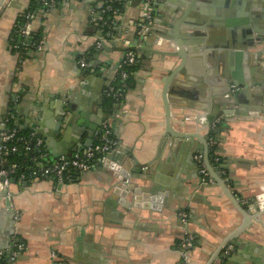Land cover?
Returning a JSON list of instances; mask_svg holds the SVG:
<instances>
[{
    "label": "crops",
    "instance_id": "obj_1",
    "mask_svg": "<svg viewBox=\"0 0 264 264\" xmlns=\"http://www.w3.org/2000/svg\"><path fill=\"white\" fill-rule=\"evenodd\" d=\"M99 1L63 0L56 9L37 13L32 31L39 32L43 47L29 48L27 56L20 59L10 51L8 37L29 0H12L0 20V113L14 110L16 124L22 129L37 131L45 139L53 158L78 149L77 144L83 148L91 145L107 123L116 143L111 159L115 154L125 156L124 168L130 171L135 161L147 165L156 156L166 124L162 98L164 79L167 71L179 61L159 55H153L149 61L148 53H138L141 67L135 72L124 101L115 110L107 111L99 104V96L103 97L115 80L114 67L122 54L100 52L88 59V50L100 42L90 29L98 28L93 20L99 17ZM214 1L213 9L207 10L220 22L240 23L249 19L253 31L255 25L263 27L264 0ZM190 2L166 0L159 4L155 19L161 21L153 23L139 47L176 51L177 41L185 36L187 26L176 28V22L165 20L164 11H178V19L187 13ZM134 3L135 0H125L123 11L115 18L112 35L106 36L112 46L138 47L136 24L142 4ZM206 6L201 0L196 2L195 10L187 19L195 20L197 14L206 11ZM211 28L214 29L204 31L205 43L196 47L204 55L198 62L197 77L191 76L195 83L177 79L171 85L168 100L174 130L201 131L208 121L207 108L214 103L212 95L224 94L233 74L245 84L256 78L255 82L262 83L259 89L264 88V64H258V56L264 60V43L253 50L248 45L252 40L244 38L241 28L238 27L235 34L237 41L225 25L215 24ZM255 36L252 33V38ZM209 37L214 41L210 42L211 51L206 47ZM223 45L226 50L222 49ZM212 52L229 55H208ZM235 54H241L240 59ZM82 60L91 65L90 73L85 76ZM63 99L69 112L58 133L56 109ZM43 109L45 118L39 126L36 110ZM220 110L217 107L215 112ZM28 117L33 118L29 126L26 125ZM99 120L102 124L98 126ZM84 122L95 130L88 129L80 136ZM218 137L222 170L234 173L233 192L243 205L259 200L264 206V116L240 118ZM201 151L202 145L197 140L172 142L168 138L159 159L128 179L127 184L152 193H167L165 205L156 214L152 208H137L133 203L126 208L132 196L122 198L123 191H119L122 184L109 169L86 172L66 185L42 179L25 185L12 184L9 197L18 216L14 236L25 245L16 264H179L183 257L180 242L186 230L180 222L182 213L189 215L187 228L199 242L197 248L188 253L190 264H208L222 242L241 225L242 217L220 188L201 185L194 161ZM2 211L0 204V220ZM252 211L255 212V208ZM214 264H264V214L231 241Z\"/></svg>",
    "mask_w": 264,
    "mask_h": 264
},
{
    "label": "water",
    "instance_id": "obj_2",
    "mask_svg": "<svg viewBox=\"0 0 264 264\" xmlns=\"http://www.w3.org/2000/svg\"><path fill=\"white\" fill-rule=\"evenodd\" d=\"M200 0H191L187 10L186 14H183L178 19L176 18L179 14L178 11H164L165 12V20H172L174 23L176 22V28H179L181 25H186L187 29L185 30L186 34L184 37H181L180 40L177 41L178 49L174 52H164V51H155L152 49L144 48V47H127V48H120L117 46H112L111 43H108L106 41L105 34L98 30L97 27L90 28L92 32L96 33L99 41L101 43V49L100 52H104L105 54H112L114 52L121 53V59L117 63V65L114 67V70H117L118 67L123 63L125 56L128 52H144L148 53L149 55L146 56L147 60H151L153 55H159L162 58H176L179 63L172 69L167 71L168 76L164 79V88L162 92V98L164 103V109H165V118H166V124H165V131L163 133V136L161 138V141L159 143L156 156L154 160L147 164L142 165L135 161L134 167L129 171L126 168H124V164L126 163L127 159H125V156L120 154H115V158L110 159L109 162L100 167V169H109L115 172V178L120 182L121 189L119 191L122 192V198L126 199L129 195L132 196V201L129 203L127 202L126 208H130L133 205H135L137 208L142 209H149L152 208L154 211L153 214L158 211L161 212L163 206L165 205V199L167 197V193L164 191H158L156 193H152L151 191L144 190V188H139V186L135 184H127L126 181L131 178L135 177L136 173H138L139 169H147L151 167L160 157L161 154V148L163 144L166 142L168 138L171 139L172 142L176 140H197L202 145L203 155H204V161L205 166L210 174V178L212 183L203 184L202 180H200L201 185L205 187L209 186H216L220 188L222 191V194L224 197H226L232 206L235 208V210L240 214L242 217V223L241 225L236 228L219 246V248L216 250V252L213 254V256L210 258L208 264H214L215 260L218 257L222 256L223 251L225 248L230 244L231 241L236 239L238 236L243 234L246 230L250 228L253 222L258 221L261 216L264 214V206L262 203H260L259 200L257 202H252L248 205H243L242 200L238 199L236 194L232 190L233 181L232 176L233 172H228V175L226 177L221 176L222 174L217 172L211 165L210 159H209V147H208V141L210 138V134L213 133L214 135L220 136L222 133L228 132L231 129V125L234 124L237 120H240V118L245 117H262L264 116V88L262 87V83L258 84L256 81V78H254V81L250 84H245L241 78L238 77V75L233 74V80L229 83L228 90L222 94L221 96L212 95V100L214 103L210 104V107H208L209 111V117L208 121L203 124V129L201 131H196L193 133L184 132V131H177L174 130L172 127V115H171V108H170V102L168 100V97L170 95L171 91V85L172 83L180 79L186 83H195L192 77H197V67L198 62L200 58L204 55L200 50H198L196 47H200L205 43V39L207 34H205V30L211 31L212 26L215 24L217 25H225L227 31H229L230 35H234L235 41H237V37L235 34H237V28H241L243 31V36L246 40L251 41L248 42V45L250 48L254 50V48L257 45H263L264 43V27L260 29V25H255V31L250 29V20H242L240 23L235 21H226L220 22L218 18L211 17L208 10L213 9L214 4L216 1L214 0H201L204 3H206V11L202 14H197L195 20L190 21L187 19L189 13L193 10H195L194 4ZM12 0H0V20L4 16L6 10L8 9L10 3ZM88 3H92L89 1ZM141 0H135L134 5L140 4ZM159 6V5H158ZM166 9V6L164 7ZM208 9V10H207ZM210 11V10H209ZM215 12V11H212ZM217 16H219L217 14ZM160 22V18H156L153 23ZM264 24V19H263ZM234 29V30H233ZM251 33H255L256 36L251 39V37H248ZM229 35V37H230ZM199 37V38H198ZM34 39L32 38V41ZM208 44L207 48L208 50L211 49V43L214 42L211 37L208 38ZM226 47L223 45L222 49H225ZM217 48H215L216 50ZM214 52L208 54L213 56H228L229 54H226L223 52L222 54H213ZM151 54V55H150ZM231 55V54H230ZM249 55V54H248ZM255 56L257 54H254ZM262 55V54H261ZM237 59L241 57V54H235ZM98 55L96 56V58ZM258 64H264V60L262 57L260 58L258 56ZM91 65H88L87 67L82 69V74L88 75L90 73ZM209 70H206V73H208ZM190 76H189V75ZM264 84V81H263ZM213 86V85H212ZM259 89V90H258ZM66 102V100L63 99L62 103L57 104V112H58V133H61V129L63 126V122L65 120V116L69 112V109L65 107L63 104ZM99 104H103V97L99 96ZM219 107L221 110L219 112H215V109ZM41 108V106H40ZM39 114V117L37 118V121L39 126H41L42 118H45L46 111L43 110H36ZM5 113V112H4ZM4 119L0 118V133L4 130L3 126ZM35 121V120H34ZM33 122V118L28 117L26 121V125L29 126L30 123ZM102 124V121H98V126ZM95 130V127H91L90 125H87L86 122H84V130L81 131V135L83 136L85 133H87V130ZM208 131V134L204 135L203 132ZM78 138V142H79ZM223 141V140H222ZM87 146V145H86ZM78 149L73 150L72 152H66L60 156H67L72 157L75 154H78L82 150V145L77 144ZM56 157V158H57ZM225 168V167H224ZM16 181L13 180L12 184H15ZM10 194L9 189L0 190V204L3 205V211L1 212V220H0V254L7 251V255H10L11 247L13 245V237L15 235V228H16V220H15V212L12 209V202L10 200ZM253 206V207H252ZM255 208V212L252 210ZM181 222V220H180ZM183 240V239H182ZM197 248V246L192 249L193 251Z\"/></svg>",
    "mask_w": 264,
    "mask_h": 264
},
{
    "label": "built area",
    "instance_id": "obj_3",
    "mask_svg": "<svg viewBox=\"0 0 264 264\" xmlns=\"http://www.w3.org/2000/svg\"><path fill=\"white\" fill-rule=\"evenodd\" d=\"M43 10L50 11L56 9L61 3V0H34ZM88 1V0H79ZM166 0H141L142 11L141 16L136 24V45L142 46L147 35L152 29L153 22L158 12V5ZM125 0H100L98 4V18L93 20L97 23L98 28H110L113 23L106 21L99 22L102 15L112 14L116 18L120 14L119 9H114V3H122ZM35 15L29 13L26 16V23L20 31L21 39L29 40L32 36V23ZM113 22V21H112ZM100 30L102 31V29ZM103 32V31H102ZM112 35V34H108ZM31 40V39H30ZM29 44L25 45L28 50ZM42 42L34 45L41 49ZM96 48L101 49V43H96ZM81 66L87 67L88 64L82 60ZM138 63L137 56L134 52H128L123 63L118 67L120 71L121 82H125L129 78V74L123 69V65L132 66ZM115 93L117 98L124 96L121 90L115 91L110 87L105 91L106 95ZM8 119L3 121L4 130L0 135V190L9 189L12 181L15 184L25 185L32 180H52L57 184L66 185L75 182L80 175L93 171L106 165L111 159V155L115 152L116 143L112 138V128L109 124H103L101 128V135L99 143L85 146L80 153L72 157L61 156L53 158L47 149L45 139L35 130L22 129L18 125L15 128H10L7 125ZM26 157L23 160H12V156ZM195 161L200 165V175L203 184L212 183L210 175L205 167L204 158L202 154L195 156ZM21 168L30 169L29 174H19ZM129 181L127 180L126 183ZM181 221L185 227V238L182 241L183 257L179 264H190L189 252L194 249L195 236L188 230L189 215L181 214ZM18 216L15 215V220ZM13 245L11 247L10 255L7 251L0 254V264H16L18 257L25 251V245L20 242L17 237L12 239ZM57 258L56 255H53ZM5 258V259H4Z\"/></svg>",
    "mask_w": 264,
    "mask_h": 264
},
{
    "label": "trees",
    "instance_id": "obj_4",
    "mask_svg": "<svg viewBox=\"0 0 264 264\" xmlns=\"http://www.w3.org/2000/svg\"><path fill=\"white\" fill-rule=\"evenodd\" d=\"M63 0H61L62 2ZM114 9H119L120 12L123 11L124 9V2L122 3H114L113 5ZM43 9L34 1V0H29L28 6L26 8V10H24L23 12H20L15 20L14 26L10 32V35L8 37V47L10 49V51L14 54L19 56L20 59L25 58V56H27V51L25 48V45L29 44V42L31 43V45H29V48H33L34 45L40 43L41 38H40V34L37 31H32V36H31V40H26L25 38L21 39V35H20V31L22 30L24 24L26 23V16L29 13H32L33 15H37V13H39L40 11H42ZM115 20V18L112 16V14H107V15H102L99 22H109V23H113ZM113 21V22H112ZM101 28V27H99ZM113 24L110 26V28H101L103 33L105 34V36H107L108 34H112L113 33ZM32 38L34 39L32 41ZM88 55L89 58L88 59H93V57L100 53V50H98L95 47H91L88 50ZM137 56L138 59V63L136 65H132V66H127V65H123V69L127 71V73L130 75L129 78L125 81V82H121L120 79V71H116L115 73V80L109 85V87L107 89H109L110 87H113L115 89V91L121 90L122 93L125 94L127 93V91L129 90V88L132 86V81H133V77L135 75V72H137V70L141 67V61L140 58L138 56L137 52H134ZM124 96L121 98H117L115 93L110 94V95H106L104 94L103 96V106L106 108L107 111H112L115 110L117 107H119V105L124 101ZM7 119H8V127L10 128H15L16 127V116L14 115V110H10V114L7 115ZM100 135H101V131L98 134L96 140L92 143V144H97L99 143L100 140ZM112 138L115 141V137L112 131ZM210 138L215 139L218 143H221V139H219V137L217 135H214L213 133L210 134ZM219 139V141H218ZM219 152V146H210L209 149V159H210V163L212 165V167L219 173H221L222 171L225 173L226 177L228 175V173L224 170H222V163L223 160L221 158V156L218 155ZM25 155H22L20 157L14 155L12 156V160L15 161H20L23 160V158H25ZM30 173V169L28 168H21L19 171V174H29ZM20 240V239H19ZM21 242V240H20ZM199 242L198 239L195 237V246H198ZM5 259V258H4Z\"/></svg>",
    "mask_w": 264,
    "mask_h": 264
},
{
    "label": "flooded vegetation",
    "instance_id": "obj_5",
    "mask_svg": "<svg viewBox=\"0 0 264 264\" xmlns=\"http://www.w3.org/2000/svg\"><path fill=\"white\" fill-rule=\"evenodd\" d=\"M263 1V0H262ZM261 18H262V21H261V24L263 25V27H264V24H263V19H264V10H263V15L261 16ZM262 27V28H263ZM261 28V29H262ZM264 29V28H263ZM249 37H251V39H252V33L249 35ZM3 113V112H2ZM0 113V118L1 119H6L7 118V115H9L10 114V111L8 110V111H5V113ZM2 133V132H1ZM1 133H0V135H1ZM218 146L219 145V143L215 140V139H213V138H209V141H208V147H209V149H210V146ZM199 154H202L203 155V150L199 153ZM203 158H204V155H203ZM194 161H195V157H194ZM195 163H196V166H197V168H198V173L200 174V165L195 161ZM204 164H205V161H204ZM206 167V166H205ZM207 169V168H206ZM208 171V170H207ZM209 173V172H208ZM210 175V174H209ZM223 176H225V174H223ZM200 177H201V175H200ZM182 241L183 240H181V242L180 243H182Z\"/></svg>",
    "mask_w": 264,
    "mask_h": 264
}]
</instances>
